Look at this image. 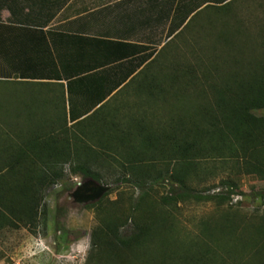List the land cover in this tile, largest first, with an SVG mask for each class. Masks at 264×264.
<instances>
[{"label": "rangeland", "instance_id": "rangeland-1", "mask_svg": "<svg viewBox=\"0 0 264 264\" xmlns=\"http://www.w3.org/2000/svg\"><path fill=\"white\" fill-rule=\"evenodd\" d=\"M173 32L163 43L160 30L144 71L110 104L113 113L105 111L97 133L108 144L92 145L97 177L74 175L66 166L64 178L40 192L36 227L15 221L0 231V264H264V153L199 156L190 176L179 171L180 161L160 158L172 157L174 135L197 140L195 154L202 155V109L208 106L202 83L213 97L212 81H202V59L215 57L229 74L234 60L264 59V0H196ZM6 103L46 102L39 89L0 82V105ZM253 114L264 117V110ZM137 149L149 157L143 167L153 164L160 179L154 170L140 182L124 169ZM256 159L262 172L247 171L246 163ZM107 227H115L125 246Z\"/></svg>", "mask_w": 264, "mask_h": 264}, {"label": "crops", "instance_id": "crops-1", "mask_svg": "<svg viewBox=\"0 0 264 264\" xmlns=\"http://www.w3.org/2000/svg\"><path fill=\"white\" fill-rule=\"evenodd\" d=\"M195 2L19 0L16 6L14 0L0 6V82L39 89L46 103H66L71 141H79L81 137L88 141L89 147H94L90 137L82 133L98 131L104 126L103 121L88 122V125L85 122L80 129L75 125L92 116L103 104L115 101L123 86L90 114L71 121L69 103H92L97 98L92 95L95 83L82 78L95 76L94 80H109L112 60L119 52L111 43L154 45L159 43L160 30L166 33L160 42H168L175 34V26L180 25ZM20 5L22 17L16 11ZM103 92L104 89H96L97 95ZM46 103H6L8 109L7 105H0V214L5 213L1 205L14 203L16 197L22 196L16 192L28 182L25 170L30 165L24 163V158L16 164V146L20 140L30 138L32 123L42 126L46 123ZM5 222L0 225L2 229L9 226Z\"/></svg>", "mask_w": 264, "mask_h": 264}, {"label": "trees", "instance_id": "trees-1", "mask_svg": "<svg viewBox=\"0 0 264 264\" xmlns=\"http://www.w3.org/2000/svg\"><path fill=\"white\" fill-rule=\"evenodd\" d=\"M13 1L0 0V6H6L7 4L13 3ZM17 1L19 0H16V6L18 5ZM21 6L16 11L22 17L23 7ZM226 6H213L212 8L222 10ZM29 19L30 16H28ZM111 45L112 47H118L116 49H119V52L112 60L109 80L103 81L99 78L94 80L96 79L95 76L82 78V80H86L89 83L91 81L95 83V92L92 95L94 97L97 96V98L92 103H69V116L71 121H77L90 114L98 106L103 104L109 96L123 86L122 91L126 87V83L144 67L156 51L154 49L155 51L151 52L153 47L150 45V47L121 43H111ZM213 59L215 60V57H212L208 63L202 59V81L203 79L205 82L212 81L208 87L211 89L213 96L212 99H209L206 91L203 89L204 83H202V104L208 103V106L202 109V155H200V152L195 154L196 149L199 147L197 140L193 143H189V141H178L175 135L172 139L174 149L173 147L172 149H168V151L174 150L172 157L168 154L160 155L161 159L170 160L174 158V161H180L182 165L179 171L183 176H190L198 171L194 162L195 158L199 156H202V158L209 156L216 158L215 156L220 157L225 152H229L230 155L241 156V158L247 159V157L257 158L264 153V117H257L253 114V112L264 110V59L249 60L247 63L246 61L243 63V60H234L231 66V68H234V72L232 71L231 74L221 70V65L212 62ZM213 70L215 74H212ZM172 78L173 80L179 79L177 75ZM68 88L69 94L72 96L71 84ZM96 89H104L103 94L97 95ZM119 93L115 95L114 99ZM110 104H103L92 116L78 122L75 126L80 129V126L84 125L85 122L88 125V122L97 124L98 120L104 121L105 115L103 113L106 114L105 111L112 105ZM46 105V123L43 126L42 124L39 125L38 122L32 123L30 125V138L20 140V143H17L15 162L19 164L24 158V163L30 165L29 169L25 170V176L28 178V182L25 183V186L19 192H16L22 194V196L16 197L14 203L1 205L5 213L2 212L0 214V225L2 222L6 223L5 220H7V223L13 225L17 222L25 225L27 223H33V226L36 227L40 209V192L45 187L55 185L59 180L64 178L66 166H70L74 175H81L85 178L97 177L96 173L90 168L91 163L99 160L98 156L96 157L95 155L96 149L89 147L88 141L81 139V137L79 141L75 139L71 141L69 137L70 130L67 129L66 103H46ZM113 109L110 107L111 113H113ZM31 114L33 115L35 112L32 111ZM99 128L101 131L103 125ZM44 130L45 133H42ZM97 132L85 133L84 131L82 134L90 137V143L98 145L100 148L102 146L106 148L108 143L104 142L102 145V141L100 140L102 135ZM74 146H77V148L72 150ZM141 150H135L134 156H130L129 154V157L126 158L127 164L123 165L124 169L130 171L129 173L134 176H137L140 182L153 178L152 174L156 171L153 164L146 165V168L143 167L150 160H148L149 157L145 151L140 153L142 155L136 154ZM158 158L151 161H157ZM246 164L247 171L262 172L259 160L256 159L255 163L248 162ZM167 165L169 166V161ZM166 173H169L168 168ZM155 174H157L158 179L162 177L161 171H156ZM173 180L176 183H182L184 185V181L180 180V178L178 179V177H173ZM43 208L41 213L42 220L46 225V207L44 206ZM2 227L0 226V229ZM107 230L108 232L106 233L109 236H114L117 245L120 243L125 246V242L120 241L115 236V227H107ZM141 237L145 238L146 236ZM108 245H111V243L109 242ZM112 245L111 247H113ZM117 245H114V248Z\"/></svg>", "mask_w": 264, "mask_h": 264}]
</instances>
